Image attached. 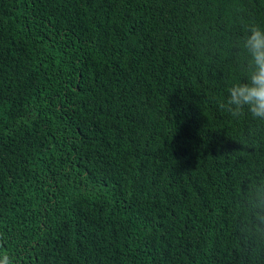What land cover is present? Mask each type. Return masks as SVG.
<instances>
[{
    "label": "trees",
    "instance_id": "trees-1",
    "mask_svg": "<svg viewBox=\"0 0 264 264\" xmlns=\"http://www.w3.org/2000/svg\"><path fill=\"white\" fill-rule=\"evenodd\" d=\"M252 25L264 0H0V252L264 264V121L219 107Z\"/></svg>",
    "mask_w": 264,
    "mask_h": 264
},
{
    "label": "clouds",
    "instance_id": "clouds-1",
    "mask_svg": "<svg viewBox=\"0 0 264 264\" xmlns=\"http://www.w3.org/2000/svg\"><path fill=\"white\" fill-rule=\"evenodd\" d=\"M239 47L247 55L246 61L241 65L244 80L227 89V99L219 107L233 118H238L247 111L252 117L264 121V29L249 26ZM257 208L264 210V202L252 201V215L255 219L264 221V215L255 211ZM0 264H13L6 252H0Z\"/></svg>",
    "mask_w": 264,
    "mask_h": 264
}]
</instances>
